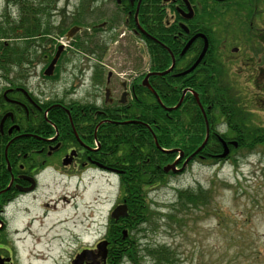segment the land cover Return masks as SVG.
I'll return each instance as SVG.
<instances>
[{
	"label": "flooded vegetation",
	"instance_id": "af4514ba",
	"mask_svg": "<svg viewBox=\"0 0 264 264\" xmlns=\"http://www.w3.org/2000/svg\"><path fill=\"white\" fill-rule=\"evenodd\" d=\"M85 1L82 5L86 13L84 15H99L104 20L91 23L86 29L83 20L69 25V28L78 27V30L68 41H64L49 75L46 73L51 60L63 44L61 40L65 39L57 35V29L51 33H38L35 37L37 41L33 47L42 54L41 62H22L17 65L19 70L14 64V70L5 71L0 76V264H15L18 261V244L26 239L37 218L35 215L27 217L31 213V205H45V202L37 205L38 192L42 182L50 176L52 179L81 181L88 174H98L114 177L119 185L122 180L138 179L137 150L133 148L131 153L126 149L117 151L111 148V144L118 138L115 132L121 128L123 131L128 130L127 125L135 128L133 125L140 122L136 115L139 93L144 89L149 90L147 85H143V80L148 75L147 83L150 85V74L154 72L148 59L149 41L169 54L168 68L173 63L171 72L175 77L195 80L196 85H214V64L221 59L226 68L235 61L243 63L244 69L253 67L248 82L264 85V27L261 26L264 25V7L261 6V0ZM53 11L44 19H49L50 24L58 28L62 22L60 18L56 23L52 21L55 19ZM147 11L152 16L146 21L144 12ZM155 11L161 12V23L154 20ZM118 23L127 30V35L141 41L137 53L148 55V68L141 78L137 75L119 83L110 71L113 69L110 68L104 74L105 65L99 62L100 56L96 53L98 45L93 40L102 34L113 35ZM224 26L231 34L230 40L220 39ZM119 35L124 36L120 32L117 37ZM56 37L61 39L58 44H55ZM67 48H72V52L75 49L73 54L81 55L83 61H87L90 55L98 59V64L91 66H86L88 61L83 63L82 72L89 73L91 94L76 95L77 87L68 86L69 75L62 76L60 66L70 63L65 60L66 57L71 59L69 54L72 52L68 53ZM92 48L96 51L93 52ZM141 49L143 53H140ZM239 54V59H236L235 56ZM189 69L192 70L186 72ZM77 73L72 71L71 75L75 78ZM98 76L103 83L97 81ZM227 76L233 79L228 69ZM55 84L59 86L60 93L52 89ZM106 88L109 89L108 97L105 96ZM216 113L211 122L212 132L223 125L220 124L221 120L216 119ZM133 136H137L136 130ZM217 141L221 143L218 138ZM223 141L229 147L233 140ZM119 143L121 147L122 141ZM127 159L131 162L124 164ZM184 159L178 162L177 168L182 167ZM149 160L150 157H147ZM60 199L65 201V197ZM123 204L128 208V200L120 191L113 207ZM19 214L24 219L27 217V221L18 223ZM100 240L108 242L107 256L104 263L100 257L95 261L110 264L107 234L92 246L79 247L70 260L83 249H91L92 254H97L95 245ZM88 261L82 264H89Z\"/></svg>",
	"mask_w": 264,
	"mask_h": 264
},
{
	"label": "rangeland",
	"instance_id": "374dc122",
	"mask_svg": "<svg viewBox=\"0 0 264 264\" xmlns=\"http://www.w3.org/2000/svg\"><path fill=\"white\" fill-rule=\"evenodd\" d=\"M53 2L55 19L52 21L56 23L61 19L62 25L68 27L86 1ZM261 6L264 7V3ZM15 8L0 0V17L6 12L14 18L17 14ZM84 14L79 16L84 29L91 23L104 20L99 15ZM115 31L113 35L102 34L93 39L98 47L97 51L91 50L96 51L99 62L105 65L104 74L113 69L110 71L118 83L137 75L141 78L148 68L147 54L137 53L141 41L127 35L129 33L121 23L115 26ZM223 31L220 39L230 40L231 34L226 27ZM119 32L124 36L117 37ZM68 51L71 53L72 48ZM73 52L69 54L71 59L65 58L70 63H62L60 70L63 77L69 75L68 86L77 87L76 95L85 96L91 88L89 73L82 72L83 63L88 61L86 66H91L98 64V59L90 55L87 61H83L81 55ZM41 55L38 50L32 53V63L41 62ZM240 55L235 58L239 59ZM241 64L235 61L228 65V73L244 100H256V106L249 110L254 114V124L264 127V100L257 87L248 82L249 72L254 68L244 69ZM72 71L74 74L78 72L75 78ZM3 72L0 71V76ZM104 78L103 75V81ZM97 86L102 88V85ZM53 87L60 93L57 84ZM218 129L220 133L225 131L224 125ZM198 187L204 193L198 194L202 197L200 200H194L190 206L186 200H178L179 191H193ZM118 195V182L114 177L88 174L81 181H70L50 176L42 182L37 205L45 202L49 206L55 205L59 211H53L50 216L48 210L51 207L31 205L27 217L35 215L37 218L26 239L18 244L19 258L15 264H70L79 247L92 246L107 234L110 210L118 201ZM61 197H65V201ZM146 204L149 208L146 222H140L131 233L135 261L123 258L118 264H264L263 146L250 153L237 152L214 165L192 162L181 175H168L161 185L148 191ZM26 218L19 214L17 222L27 221ZM163 249L166 251L162 252ZM148 251H161L162 255L159 252L158 259L155 252L149 255Z\"/></svg>",
	"mask_w": 264,
	"mask_h": 264
},
{
	"label": "trees",
	"instance_id": "16d2710c",
	"mask_svg": "<svg viewBox=\"0 0 264 264\" xmlns=\"http://www.w3.org/2000/svg\"><path fill=\"white\" fill-rule=\"evenodd\" d=\"M5 2L7 6L16 7L17 11L14 18L6 12L0 17V67L2 71L8 73L15 67L19 70L17 65L22 62L33 61L31 56L36 51L33 43L37 41L35 37L38 33H51L57 29V35L63 36L69 26L65 27L64 24L58 28L53 27L49 19H44L54 8L53 0H5ZM83 13L81 6L76 14L78 17H74L69 25L80 23L82 19L79 16ZM144 13L147 21L152 15L148 11ZM154 13V20L161 23L163 18L161 12ZM64 16L63 14V18ZM148 44L151 70L157 73L165 71L170 64L169 54L155 43L149 41ZM14 64L15 67L12 66ZM150 81L158 99L147 89L140 91L138 114H136L139 124L133 125L135 128L127 125L128 130L123 131L121 128L115 132L118 138H115L111 144V148L117 151L126 149L131 153L133 148L137 150L138 179L120 181V191L128 200L129 210L127 217L117 223L113 221L109 223L107 234L110 241V264H118L123 258L135 261L136 253L133 251L134 239L131 238V233L137 229L140 222L144 224L147 220L149 208L146 204V194L161 185L168 175H173L170 172H163L162 167L165 164L172 162L179 152L183 153L184 157H188L201 145L206 135L205 120L209 126V137L203 148L193 156V162L214 165L223 160L218 158L222 152L221 143L217 141L218 136L223 140L237 142V148L229 146L230 155L227 159L237 152L250 153L259 146L264 148V127L254 124V114L249 110L251 106H256V100L243 99L241 91H238L233 81L228 78L226 64H223L221 59L214 64V85H196L195 80L189 78L183 80L175 77L172 72L163 75L154 74ZM251 85L257 87L264 100V85ZM184 91L186 92L181 104L175 109L168 110L178 103ZM192 92L197 95L200 106ZM214 112H217L216 119L221 120L220 124L225 126V131L221 133L219 127L215 128L214 132L211 131ZM135 130L137 136L134 138ZM119 141H122L121 147ZM145 143L147 145L142 146ZM162 149L176 150V152L165 153ZM129 157L132 158V155ZM147 157H150L149 161ZM126 162L131 161L127 159L124 164ZM147 175L150 176L148 179H146ZM202 191L200 187L193 191H179L178 200H186L187 206H190L194 200L202 198L198 195H202ZM122 230L128 232L124 240L121 235ZM154 252L148 254L153 255ZM159 252L161 251L155 252L158 259Z\"/></svg>",
	"mask_w": 264,
	"mask_h": 264
},
{
	"label": "water",
	"instance_id": "95a60500",
	"mask_svg": "<svg viewBox=\"0 0 264 264\" xmlns=\"http://www.w3.org/2000/svg\"><path fill=\"white\" fill-rule=\"evenodd\" d=\"M77 30H78V27H72V28H70V29L67 31V33L65 34V38H66L67 40L70 39V37H71V36H72ZM192 40H193V39H192ZM190 42H191V40L188 42V44H187L186 47L184 48L183 52L188 48ZM61 50H62V46H59V47H58V50H57V52H56V54H55V56H54V58L52 59L50 65H49V67H48V72L46 73V75H49V74L51 73L52 67H53V65L55 64V62L57 61L58 56H59ZM140 51H141L140 53L143 52L142 49H141ZM198 61H199V59H198L197 62L194 63V65L191 67L192 69L197 65ZM172 67H173V63H172V65H171V67H169L166 71H164V72H162V73H155V74L163 75V74L169 73V72L172 70ZM192 69H189V70L186 71V72H189V71L192 70ZM186 72H184V73H186ZM152 74H153V73H152ZM147 78H148V75L144 78V80H143V81H144V82H143V85H147L148 89H149V90L154 94V96L158 99V97L156 96L154 90L148 85V83H147ZM185 92H186V91H184V92L182 93V96H181V98L179 99L178 103H177L174 107L169 108L168 110L175 109L176 107H178V106L181 104L182 99H183V95H184ZM192 94H193V96H194V98H195L197 104L200 106V103H199V101H198V97H197V95H196L194 92H192ZM105 96H106V97L109 96V89H108V88L105 89ZM201 109H202V108H201ZM208 132H209V131H208V126H207V123H206V135H205V138H204L203 142L201 143V145H200V146H199V147H198V148H197V149H196L191 155H189V156L185 159V161H184V163H183V165H182V167H181L180 169H176V168H175V166H176V164H177V161H174L173 163L164 166L163 171L166 173V172H169V171H172V172H179V171L183 170V169L186 167L187 163L193 158V156H195V155H196V154H197V153L203 148V146H204L205 143L207 142L208 137H209V133H208ZM154 140H155V139H154ZM155 143H156V142H155ZM231 144H232L234 147L237 146V143H236V142H232ZM156 145H157V143H156ZM222 146H223V150H222V153L218 155L219 158H225V157L228 155V153H229V149H228L227 145L225 144V142H223V141H222ZM162 151H164L165 153L176 152V150H162ZM182 155H183V154L179 152V157H178V158H180ZM126 216H127V207H126V205H120V206L115 207V208L112 210L111 214H110L111 219H113L114 221H117L118 219L123 218V217H126ZM122 235H123V238H125V237H126V231H123V232H122ZM107 245H108V243H107L106 241H100V242H98L97 245H96L97 254H95V255L92 254V253H93V250H90V249H84V250H82V251H81L79 254H77V255L75 256V258L71 261V264H82L85 260H89V261L91 262V263H89V264H99L98 262L95 261L97 257H100L101 260H102L103 262H105L106 254H107Z\"/></svg>",
	"mask_w": 264,
	"mask_h": 264
},
{
	"label": "bare ground",
	"instance_id": "6f19581e",
	"mask_svg": "<svg viewBox=\"0 0 264 264\" xmlns=\"http://www.w3.org/2000/svg\"><path fill=\"white\" fill-rule=\"evenodd\" d=\"M182 96V95H181ZM181 98V97H180ZM75 202V201H74ZM44 208L46 207L47 209L49 208V207H51V209L49 208V210H48V214L51 216V214H52V212L54 211V212H58L59 210L58 209H56V207H55V205H53V206H49V204H45L44 206H43Z\"/></svg>",
	"mask_w": 264,
	"mask_h": 264
}]
</instances>
